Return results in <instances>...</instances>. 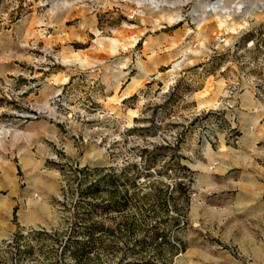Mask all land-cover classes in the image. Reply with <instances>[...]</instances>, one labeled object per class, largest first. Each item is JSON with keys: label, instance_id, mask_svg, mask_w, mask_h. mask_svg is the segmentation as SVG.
Wrapping results in <instances>:
<instances>
[{"label": "rangeland", "instance_id": "374dc122", "mask_svg": "<svg viewBox=\"0 0 264 264\" xmlns=\"http://www.w3.org/2000/svg\"><path fill=\"white\" fill-rule=\"evenodd\" d=\"M69 1L0 0V264H264L227 236L220 206L239 197L217 163L264 131V17L240 13L249 0H143L145 28L130 29L139 13ZM149 35L166 39L156 66L137 51ZM111 38L124 75L109 72ZM254 144L264 166V132ZM125 174L139 210L125 207ZM178 179L183 214L151 187Z\"/></svg>", "mask_w": 264, "mask_h": 264}, {"label": "crops", "instance_id": "0c3cea01", "mask_svg": "<svg viewBox=\"0 0 264 264\" xmlns=\"http://www.w3.org/2000/svg\"><path fill=\"white\" fill-rule=\"evenodd\" d=\"M111 1L112 2H108L107 0H104L105 4L96 2V5H98V7L100 6L101 9H104V7H109L110 9L123 8L125 9V13H127L128 10L134 5L133 0H125V2L123 3L118 2L121 0ZM231 1L232 0H220L219 4L226 6L229 5ZM72 3H77V5H81L80 0H70L68 2V4ZM171 3H173V1L170 0L169 2L163 4L169 6V4ZM154 4L157 6L162 3H160V1L155 0L153 2V5ZM151 5L145 7L143 4L141 6V13H139L136 17L132 18L134 22L130 23V29L134 27L145 28V24L140 17L143 16L145 12H148L150 9L152 10ZM240 5L242 6V8L240 9V13H243L244 16L248 14H253L258 17H264V0H249L247 2H243V4L240 3ZM190 8L193 11H205L209 9V5L207 3V0H191ZM217 10L223 11L226 9L219 8ZM127 20L131 21L130 18H127ZM83 30L84 28L80 26L77 31L67 28L64 29V32L67 34L73 32L75 36L77 35L79 37ZM137 32L138 36L133 32L131 33V35H133L134 37H130V39H134L135 43L138 42V39H140L142 35L141 31L138 30ZM75 36L74 39H76ZM160 38L161 36H158L157 39L154 36L149 35L145 37V39L141 40V42H143V45L137 48L139 56H142L140 58L141 60L147 59L152 61L151 64L153 66L159 65V62H157L159 59L155 57L153 52L159 44H164L166 42L165 38ZM118 46L125 47V43H122L115 38H111V51H121L122 48ZM131 46L132 43L130 42L129 47ZM164 51L165 52H161L160 54H166L167 50ZM111 55L114 57H112L111 59V67L109 72H122L121 75H124L123 72L129 71L128 66H125V51L122 50L119 55L115 54L114 52H111L110 56ZM100 63V60L96 59L95 63L92 65L95 66L96 72L103 71V68ZM149 71L143 70V68H136L132 72ZM262 134L260 136H255L250 133L245 134L243 137H239L236 140V149L234 151L228 152V154L219 156V161L217 162L220 166L221 175L226 176L230 186L233 187L235 196L237 195L239 197V200L236 201L234 200L233 196V198L227 199L222 204V206H220V208L223 209L225 212L223 221L225 224V228H227L228 231L227 236L230 235L231 237L236 238L237 245L241 247V251H249L253 254H256L258 252H264V240H260V238L258 239V236L264 239V198L260 197L264 189V166L258 162V158L260 157V151L254 147V143H256V141L262 137ZM233 170H236V176L230 175ZM220 217L221 216H219V219H221ZM193 218L197 220H205L203 219L202 215H196ZM212 222V219L208 221V223ZM250 258L253 264H259V260L261 259V257L259 258L257 254L255 256L253 255V257Z\"/></svg>", "mask_w": 264, "mask_h": 264}, {"label": "trees", "instance_id": "16d2710c", "mask_svg": "<svg viewBox=\"0 0 264 264\" xmlns=\"http://www.w3.org/2000/svg\"><path fill=\"white\" fill-rule=\"evenodd\" d=\"M135 167V164H130V165H125V172L129 170V168ZM182 171L181 175L183 176H188L187 172L184 169H187L186 166L182 165L181 166ZM129 182L131 185L135 184L133 180L129 179L128 176L125 174V207L129 206V204H133L136 209L139 210L140 206H144L143 203L147 202L145 195L144 194H138L133 191L128 190V187L126 186V183ZM162 185V186H160ZM152 184V188H154L155 197L158 198L159 203L167 207L169 204L170 200L173 199V208L178 214H183L184 213V207L185 204L188 201V196H189V185L186 180L183 179H178V180H173L168 186V184L163 183L162 184ZM175 191V194H172V192ZM149 207H151V204H148ZM173 217V216H172ZM178 218L177 216H174V223H178ZM126 223V222H125ZM135 241L139 244H142L144 242L143 238H136ZM86 242H81L77 248H74L71 253L75 256L78 257L79 254L83 253V249H79V247L85 245L84 243ZM67 242H64V245H66ZM77 249V250H76ZM62 249H60V252ZM154 264V263H152Z\"/></svg>", "mask_w": 264, "mask_h": 264}, {"label": "built area", "instance_id": "2783aa9c", "mask_svg": "<svg viewBox=\"0 0 264 264\" xmlns=\"http://www.w3.org/2000/svg\"><path fill=\"white\" fill-rule=\"evenodd\" d=\"M143 0H136L134 1V5L128 10V16L131 17L132 15L139 13V6L141 5Z\"/></svg>", "mask_w": 264, "mask_h": 264}, {"label": "bare ground", "instance_id": "6f19581e", "mask_svg": "<svg viewBox=\"0 0 264 264\" xmlns=\"http://www.w3.org/2000/svg\"><path fill=\"white\" fill-rule=\"evenodd\" d=\"M173 19V18H172Z\"/></svg>", "mask_w": 264, "mask_h": 264}]
</instances>
